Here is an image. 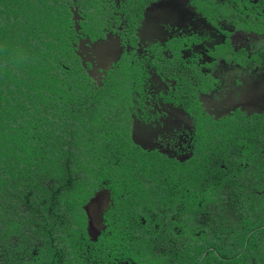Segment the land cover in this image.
<instances>
[{
	"label": "trees",
	"instance_id": "16d2710c",
	"mask_svg": "<svg viewBox=\"0 0 264 264\" xmlns=\"http://www.w3.org/2000/svg\"><path fill=\"white\" fill-rule=\"evenodd\" d=\"M71 2L0 0V264H264V192L137 149L75 61ZM102 186L115 202L92 240Z\"/></svg>",
	"mask_w": 264,
	"mask_h": 264
},
{
	"label": "flooded vegetation",
	"instance_id": "af4514ba",
	"mask_svg": "<svg viewBox=\"0 0 264 264\" xmlns=\"http://www.w3.org/2000/svg\"><path fill=\"white\" fill-rule=\"evenodd\" d=\"M69 5L79 14L76 23L72 12L69 34L75 61L96 91L106 89L116 99L125 136L137 149L153 160L178 162L175 168L194 162L209 176H235L264 192V0ZM107 54L116 59L107 62ZM183 173L195 175L191 169ZM148 180L145 193L154 194ZM106 188L110 208L115 198ZM165 210L160 216L168 217ZM179 210L173 218L194 216L192 209Z\"/></svg>",
	"mask_w": 264,
	"mask_h": 264
},
{
	"label": "water",
	"instance_id": "95a60500",
	"mask_svg": "<svg viewBox=\"0 0 264 264\" xmlns=\"http://www.w3.org/2000/svg\"><path fill=\"white\" fill-rule=\"evenodd\" d=\"M72 12L73 18L77 23V19L79 17L78 11L73 8ZM103 48L104 50H108V44L104 43ZM103 57L106 58L107 62H111L116 59L110 54L104 55ZM133 136L136 142L140 144L142 143L139 139H137L135 134ZM143 146L145 147L144 144ZM111 201L112 198L110 190L106 187H101L97 189L92 196H90L89 200L83 206L87 214V232L92 240H97L98 235L106 227L104 213L107 208H109Z\"/></svg>",
	"mask_w": 264,
	"mask_h": 264
}]
</instances>
